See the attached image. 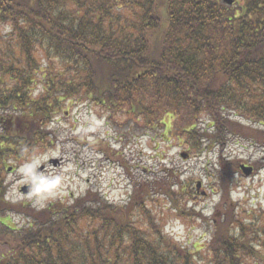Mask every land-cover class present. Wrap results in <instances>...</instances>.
Segmentation results:
<instances>
[{
	"label": "trees",
	"instance_id": "16d2710c",
	"mask_svg": "<svg viewBox=\"0 0 264 264\" xmlns=\"http://www.w3.org/2000/svg\"><path fill=\"white\" fill-rule=\"evenodd\" d=\"M80 104L115 123L125 114L133 124L173 132L193 153L224 149L232 135L264 149V0H0V264L260 259L264 236L256 242L236 219L232 175L222 169L215 238L202 253L158 216H146L140 189L124 204L91 189L40 210L9 200L10 161L52 146L55 117ZM206 114L208 124L199 127ZM255 166L264 168V155ZM186 187L160 188L181 216L194 214L187 204L198 200L197 187ZM252 215L249 230L257 232L264 210Z\"/></svg>",
	"mask_w": 264,
	"mask_h": 264
},
{
	"label": "rangeland",
	"instance_id": "374dc122",
	"mask_svg": "<svg viewBox=\"0 0 264 264\" xmlns=\"http://www.w3.org/2000/svg\"><path fill=\"white\" fill-rule=\"evenodd\" d=\"M69 107L70 111L59 114L50 126L55 135L52 146L35 151L25 161H10L13 169L6 175L9 200L26 201L41 209L85 196L91 189L117 204H124L140 189L147 194L146 206L151 210L146 216H158L166 230L185 247L202 253L212 237L215 238L212 220L223 202L224 192L218 183L222 169L232 175L235 185H231L233 192L230 193L237 203L236 219L239 217V222L248 225L244 223L248 237L254 235L256 242L264 236L261 223L255 228L257 232L249 230L253 226L249 221L253 219L250 212L264 210V168L255 170L251 176H245L240 170V164L255 166L263 157L264 149L259 144L232 135L224 149L207 147L202 153H193L183 138L178 139L173 132L164 135V129H152L143 121L133 124L134 119L125 114L117 116L119 124H116L100 108L91 109L86 104ZM207 124L206 114L199 127ZM184 152L189 153L187 158L182 157ZM52 158L63 162L54 166ZM39 167L45 169L37 171ZM162 181V186L183 183L186 190L192 191H196V183L201 181V187H197L198 200L187 204V209H194V214L181 216L170 209L169 201L160 190ZM29 184L33 185V191L24 194L22 187ZM13 216L17 223L24 222L21 215ZM239 224L236 222L232 229ZM247 233L242 234L247 237ZM262 254L260 259L255 256L257 260L251 256L247 264H264Z\"/></svg>",
	"mask_w": 264,
	"mask_h": 264
},
{
	"label": "water",
	"instance_id": "95a60500",
	"mask_svg": "<svg viewBox=\"0 0 264 264\" xmlns=\"http://www.w3.org/2000/svg\"><path fill=\"white\" fill-rule=\"evenodd\" d=\"M228 3H233L234 0H226ZM183 156L185 157L186 155L183 154ZM54 163H57V160H53ZM242 169L245 172V174L249 175L252 171H253V167L251 166H245L242 165ZM198 186H200V184L198 183ZM32 189V186H25L23 187L24 192H29Z\"/></svg>",
	"mask_w": 264,
	"mask_h": 264
}]
</instances>
